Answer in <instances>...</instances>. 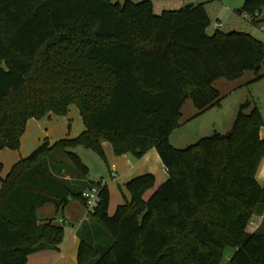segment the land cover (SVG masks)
Returning <instances> with one entry per match:
<instances>
[{
  "label": "trees",
  "instance_id": "trees-1",
  "mask_svg": "<svg viewBox=\"0 0 264 264\" xmlns=\"http://www.w3.org/2000/svg\"><path fill=\"white\" fill-rule=\"evenodd\" d=\"M242 1L237 14L264 25V0ZM205 6L156 16L148 0H0V152L19 150L30 120L65 117L72 105L84 125L76 138L45 140L5 177L0 162V264L61 250L64 227L38 209L85 206L82 194L101 183L87 180L88 166L70 150H91L107 164L104 142L134 159L156 149L168 176L149 200L154 176L134 178L113 216L102 186L91 215L97 238L81 239L78 264H222L228 249L227 264H264L256 105L239 106L228 137L215 133L180 150L169 143L186 101L198 115L219 105L215 81L263 76L262 42L207 34ZM254 216H263L261 227L248 232Z\"/></svg>",
  "mask_w": 264,
  "mask_h": 264
},
{
  "label": "rangeland",
  "instance_id": "rangeland-1",
  "mask_svg": "<svg viewBox=\"0 0 264 264\" xmlns=\"http://www.w3.org/2000/svg\"><path fill=\"white\" fill-rule=\"evenodd\" d=\"M112 3L124 2L128 0H111ZM133 3H140L144 0H130ZM151 1V0H148ZM186 2H198L206 5L208 17L210 18V25L207 30V34L212 35L215 30L222 32L223 34L229 32L248 33L252 35L256 40L262 42L264 49V32L260 29V24L253 25L249 19L244 18L242 15H238L237 11L243 5L242 0H224L222 2H216L213 0H184ZM155 4L154 14L159 16L162 11L165 10H179L184 8L183 0H153ZM221 24L219 29H215L217 23ZM261 75L264 74V57L262 61V67L260 71ZM255 78L253 72H245L240 79L235 81L217 80L214 83V87L219 91L221 101L219 107L214 106L211 109L198 114L191 100L185 102L181 110V119L179 122V128H177L175 135L172 139V147L178 150L188 148L195 145L196 142L203 138L212 137L215 133L225 135L230 131L238 112V108L241 104L247 100L252 101V97H249L247 88L250 84V80ZM252 82V81H251ZM245 84V85H244ZM244 85V86H242ZM254 97V94H252ZM49 117V116H48ZM45 117L41 120H30L26 126L25 133L22 135L20 148L18 151H13L12 158L9 157L8 151L0 155V162L3 164V176L10 171V164L13 161H20L21 159L29 157L36 148L41 145L45 140L50 144L59 140L68 139L72 136L66 135L76 133V129H81L82 119L79 117L78 109L75 105L70 106L69 111L65 117L51 115V119ZM187 137L186 140L181 141L180 144L174 142V138L179 139L181 135ZM74 152L82 161L84 165L90 166L94 171V161L101 164L100 158L91 150L83 149L82 147L76 150H70ZM16 159V160H14ZM12 161V162H11ZM99 180V179H98ZM97 179L95 181H98ZM54 207L47 205L44 209L38 212L39 216L50 217L53 219ZM59 216L56 217L55 222L58 223ZM252 222L254 219L252 218ZM250 221V222H251ZM64 227L65 236L69 231L67 225ZM255 226L250 225L248 230H254ZM64 244V243H63ZM233 249L226 250L224 254V261L222 264H227L229 257L232 255Z\"/></svg>",
  "mask_w": 264,
  "mask_h": 264
},
{
  "label": "crops",
  "instance_id": "crops-1",
  "mask_svg": "<svg viewBox=\"0 0 264 264\" xmlns=\"http://www.w3.org/2000/svg\"><path fill=\"white\" fill-rule=\"evenodd\" d=\"M151 3L153 4L154 10H155V4L153 0H151ZM182 3L184 5L186 4L188 5L192 3L204 4V3H198V2L189 3L186 1H183ZM165 11H173V10H165ZM249 83L250 84L247 87L249 89L248 95L249 97L253 98L251 99L252 102L256 105V107L259 109L260 113L262 114L263 126L260 127L259 136L262 139H264V74L260 79H258L257 82H253V79H252L250 80ZM252 94H254V97L252 96ZM48 118L51 119V116H49ZM83 131H84V125H82L81 129L77 128L76 133L70 134L69 132H67L66 135L72 136L71 138H76ZM175 132L176 131H173V133L169 137V143L171 145H172L171 141L175 135ZM186 139L187 137L183 134L179 137V139L174 138V142L176 144H180L181 141H184ZM103 150L105 151L107 164L104 163L102 160H101V164H99V163H96L94 159H92V161L94 162L95 168H94V171H92V168H90V166L88 167L89 174H88L87 180L94 184L105 182L108 192H109V198H110L109 207H108V214L110 216H113L115 214L114 212L119 205L124 204L125 200L130 198L128 196L125 186L129 182H131L134 178H137V177L149 174V173L154 176L156 180L155 186L153 189H151L145 194V200H149L151 197V194L154 191H156L162 184L165 183L166 178L168 176L167 168L164 166V164H162L156 149H150L140 159H134L133 157L129 155L115 156L114 150L112 149L111 145L107 142L103 143ZM7 151L8 150H4L0 152V155L6 153ZM8 153L9 154H6V155H9V157L12 158V155H14L13 154L14 152L8 151ZM13 162L14 163L10 164L11 167L14 164L18 163L19 161L17 160ZM255 177L259 185L263 186L264 185V157L261 159V165ZM96 179L97 180L99 179V180L95 181ZM0 188H1V185H0ZM45 207L46 206L38 209V212L44 209ZM38 212H37V216H39ZM53 212L55 215L54 217L55 219L56 217L59 216L57 224L67 225L68 227H70L67 233V236H65L64 244L61 246V250L59 252L58 251H55V252L43 251L37 254L30 255L27 259V264H78L77 256H78V251L80 247L79 244L81 242V239L87 240V239L92 238L95 241V239L97 238L98 231L94 227L91 215L87 213V210L83 203L79 201H71L70 204L64 210L57 213L54 207ZM41 219L50 220L51 218L42 217ZM253 219H254L253 222H254L255 228L252 231H249L247 229L248 232H254L258 228L261 227L263 216L262 217L254 216Z\"/></svg>",
  "mask_w": 264,
  "mask_h": 264
},
{
  "label": "built area",
  "instance_id": "built-area-1",
  "mask_svg": "<svg viewBox=\"0 0 264 264\" xmlns=\"http://www.w3.org/2000/svg\"><path fill=\"white\" fill-rule=\"evenodd\" d=\"M184 1V0H183ZM244 18L246 19H249L250 21L253 20L252 17L246 15V14H243L242 15ZM256 16V15H255ZM215 27L217 29H219L221 27V24L218 22ZM260 29L264 32V25L261 24L260 25ZM105 182H101V185H100V188L102 186H105ZM100 188L99 187H94L92 189H87L83 194H82V198H83V201L85 203V208L87 210V213L92 215V213L94 212V210L99 206V203H100V198L98 197L99 196V191H100ZM250 225H254V222H250Z\"/></svg>",
  "mask_w": 264,
  "mask_h": 264
},
{
  "label": "water",
  "instance_id": "water-1",
  "mask_svg": "<svg viewBox=\"0 0 264 264\" xmlns=\"http://www.w3.org/2000/svg\"><path fill=\"white\" fill-rule=\"evenodd\" d=\"M194 5H195L194 3H192V4H188V5H186V6L184 7V9H185V10H190V9H192V7H193ZM229 134H230V132L228 131V133L225 134V136L228 137Z\"/></svg>",
  "mask_w": 264,
  "mask_h": 264
}]
</instances>
